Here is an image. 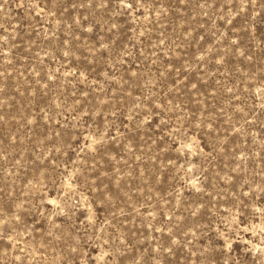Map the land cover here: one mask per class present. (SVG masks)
I'll list each match as a JSON object with an SVG mask.
<instances>
[{
	"label": "rangeland",
	"instance_id": "rangeland-1",
	"mask_svg": "<svg viewBox=\"0 0 264 264\" xmlns=\"http://www.w3.org/2000/svg\"><path fill=\"white\" fill-rule=\"evenodd\" d=\"M0 264H264V0H0Z\"/></svg>",
	"mask_w": 264,
	"mask_h": 264
}]
</instances>
